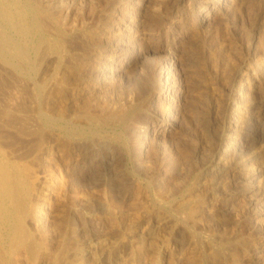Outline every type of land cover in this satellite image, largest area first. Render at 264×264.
Instances as JSON below:
<instances>
[{"label":"rangeland","instance_id":"rangeland-1","mask_svg":"<svg viewBox=\"0 0 264 264\" xmlns=\"http://www.w3.org/2000/svg\"><path fill=\"white\" fill-rule=\"evenodd\" d=\"M50 1L0 0V164L25 207L45 197L51 212L39 228L30 225L31 241L62 251L68 264H95L103 253L117 264H264V177L252 176L264 165L248 161L257 130L264 137V81L259 129L217 111L232 100L234 66L248 81L247 71L260 77L264 0H233L226 10L217 0H145L140 12L136 0L119 9L117 0H84L69 16L60 13L66 0ZM206 8L214 15L200 24ZM127 27L132 38H121ZM163 51L178 62L169 63L170 86L157 97L150 84ZM99 66L107 69L101 76ZM149 123L169 133L146 135ZM221 141L245 144H233L216 168ZM15 224L0 194L7 256ZM88 244L93 260L82 261Z\"/></svg>","mask_w":264,"mask_h":264},{"label":"bare ground","instance_id":"bare-ground-1","mask_svg":"<svg viewBox=\"0 0 264 264\" xmlns=\"http://www.w3.org/2000/svg\"><path fill=\"white\" fill-rule=\"evenodd\" d=\"M46 1V0H45ZM48 2H51L50 0H47ZM67 1V5L64 8L60 9V13L62 15L65 16H69L70 14H72V12H74V8L76 6V4L83 3L84 0H66ZM88 1V0H87ZM119 1L117 4V8L119 9V7L122 6L121 4V0H117ZM128 1V0H127ZM138 1L137 4V9L138 12L143 10V7L145 5V0H136ZM204 1V0H203ZM233 0H217V4L223 8V9H229L231 7V3ZM55 2V1H54ZM53 2V3H54ZM199 2V1H197ZM231 2V3H230ZM58 4V3H57ZM61 4V3H60ZM91 4V3H90ZM121 4V5H120ZM190 4V3H189ZM191 5V4H190ZM201 5V4H200ZM209 5V3H208ZM80 7V6H79ZM77 8V7H76ZM75 8V9H76ZM142 8V9H141ZM220 8V9H221ZM90 9V8H89ZM121 9V8H120ZM141 9V10H140ZM188 9V8H187ZM140 10V11H139ZM246 10V8H245ZM88 11V10H87ZM3 12V11H2ZM57 13V12H56ZM213 11L210 10L209 8H206L202 11H200L198 13V18L200 21V24H206L207 21H209V17L212 15ZM5 14V13H4ZM6 15V14H5ZM4 15V17H5ZM61 15V16H62ZM140 14H138V16L136 17L135 22H133V26L135 27H139L140 26V21H139V16ZM214 15V13H213ZM212 15V16H213ZM109 18V17H108ZM141 19V18H140ZM131 17L129 20V25H131ZM128 22V21H127ZM109 23V22H108ZM13 24V23H12ZM113 25V24H112ZM169 25V24H168ZM109 27V25H108ZM133 28V29H134ZM127 28H124L123 30H119L122 31L120 34L121 38L124 39H129L132 38V34H131V30ZM113 30V29H112ZM114 34V33H113ZM112 34V35H113ZM144 36V35H143ZM130 43V42H129ZM165 45V44H164ZM23 47V46H22ZM150 51L154 52L157 48L150 46ZM162 49V48H161ZM35 50V49H34ZM165 50V49H164ZM148 51V50H147ZM162 51V50H161ZM20 54H24V52L22 51H18ZM27 52V50H26ZM35 52V51H34ZM166 52V51H163ZM159 53V52H158ZM35 55V53H34ZM166 56L160 57L158 58L159 61L157 62L153 73H154V77L152 78L154 81L156 80L155 83H153V86L150 84L152 90L156 93L157 97H159L162 93H164V88H168V86H170V83L168 82V78L167 76L169 75V63H172L173 65L178 62L175 58V56H172L171 53L169 51L166 52L165 54ZM231 55V53H230ZM20 57V56H19ZM28 57V55H27ZM34 57V56H33ZM24 58V57H23ZM35 58V57H34ZM38 58V52H36V59ZM27 59V58H25ZM137 59V58H136ZM135 59V60H136ZM140 59V56H139ZM130 62V64H133L134 61ZM264 61V60H262ZM32 62V61H31ZM53 62V61H52ZM259 64V63H258ZM232 65V64H231ZM121 66V65H120ZM119 66V67H120ZM233 66V65H232ZM260 68V77H254L253 72H249L247 71V77H251L252 79H250L251 81H248L246 78V75L244 74V72L242 70H238V68H236L237 66L233 67V75L234 78H231V87L229 90V93H231V97L232 100L228 103L227 107L224 110V106H217V111L220 112L226 119L227 122L230 124H236L239 123L242 125H247L250 122H253L257 127V129H259L261 126L258 123L257 118L259 117L256 113L257 109V103L258 101L256 100L257 95L259 93V89H260V85L261 82L264 81V63H261L258 65ZM228 67L229 64H227L226 66V70L225 72H228ZM17 68V67H16ZM65 68V67H64ZM98 68H100L97 71V75L101 76L102 74H105L107 69L105 66H99ZM95 69V68H94ZM109 71V70H108ZM121 71V70H120ZM91 72V71H90ZM116 72V71H115ZM118 72V71H117ZM109 73V72H108ZM223 73V72H222ZM225 73V74H226ZM252 73V74H251ZM224 74V78H222V80H226V76ZM230 76V75H229ZM18 78V77H17ZM53 80V79H52ZM58 80V79H57ZM261 81V82H259ZM22 82V81H21ZM152 83V82H151ZM230 86V84H229ZM24 92V91H23ZM169 92V90L167 91ZM247 94V96H249L248 101L244 102L242 100L243 95ZM176 96V95H175ZM48 97V96H47ZM224 97V96H223ZM6 98V97H5ZM245 99V98H244ZM13 100V99H12ZM44 100V99H43ZM164 101V100H163ZM7 102V101H6ZM181 100H178V103H180ZM216 102V101H215ZM10 103V102H9ZM24 103V102H23ZM138 103V102H137ZM3 104V103H2ZM259 104V103H258ZM1 105V104H0ZM261 105V104H260ZM25 107V106H24ZM19 110V109H18ZM24 110V109H23ZM161 110V109H160ZM262 111H264V109H262ZM3 112V111H2ZM260 112V111H259ZM19 119V118H18ZM21 119V118H20ZM23 122V120H22ZM27 122V121H26ZM25 123V122H23ZM238 124V125H239ZM234 126V125H233ZM235 127V126H234ZM230 128V127H229ZM241 128V127H240ZM147 130H144V134L148 135V133L152 132L153 135L154 134H161V135H167V133H169V128L168 126H166L164 123H155V124H148L147 125ZM30 130V129H29ZM233 130V129H232ZM18 131V130H17ZM148 131V132H147ZM230 131V130H229ZM243 131V130H242ZM258 131V137H257V148L254 149V151L252 150L251 155L248 159V161L250 160H254V162H258L261 161L262 165H264V137H261L259 134H261L260 130ZM34 132V129L32 131V133ZM151 134V133H150ZM149 134V135H150ZM262 135H264V132H262ZM20 136V135H19ZM152 136V135H151ZM208 136V135H207ZM159 137V136H158ZM146 138V137H145ZM154 138V137H153ZM229 140V139H228ZM40 141V140H39ZM218 144V148H216V150L214 151V155H213V159H214V164L216 165V168H219L222 164H223V159H226L229 154L231 152H233V144L235 145V150L238 149L240 150L242 148V146L245 144L243 142H235L232 141L231 143H228L227 141H221ZM249 145V144H248ZM244 147V146H243ZM251 147V146H250ZM252 148V147H251ZM32 149V148H30ZM242 150V149H241ZM244 150V148H243ZM250 152V150L248 151ZM1 154V151H0ZM6 156V155H5ZM226 157V158H225ZM7 158V157H6ZM1 159V157H0ZM11 159V158H10ZM14 161V160H13ZM247 161V162H248ZM7 162V161H6ZM5 162V163H6ZM226 162V161H225ZM246 162V161H245ZM8 165V164H7ZM3 165L0 164V194L3 195L5 197V199L9 202L10 206L12 207L14 213H15V219H16V224H15V229H14V237L12 239V243L11 246L9 247V252H8V256L6 253V250L3 251L1 249L0 251V264H68V257L61 251V253H53L48 249H45L44 252L41 251L40 247L38 245H35V243H33L31 241V236H30V225H34L35 227H38L40 225L41 222H43V219L45 218V216H50L51 212L49 209V204H48V198L42 197L39 200H32L33 201V205H31V208L28 209V207H25L24 204L22 203L21 198L18 196V193L15 190L14 184H16L17 182H12L10 175L8 174V172L5 170V168L2 167ZM17 167V166H15ZM224 168V167H223ZM262 169L264 168H260L258 169L257 172H254L252 174V176H256L258 174V177H264V171H262ZM19 170V169H18ZM21 170V169H20ZM216 171V169H215ZM18 172V171H17ZM20 174V173H19ZM14 176V175H13ZM15 178V176H14ZM17 178V177H16ZM29 178V177H28ZM254 179V178H253ZM21 181V180H20ZM19 183V182H18ZM24 183V182H23ZM27 185V184H26ZM34 185V184H33ZM259 185V184H258ZM257 185V186H258ZM17 186V184H16ZM24 186V185H22ZM28 186V185H27ZM261 186L259 185L258 188H260ZM257 188V189H258ZM19 189V188H18ZM21 189V188H20ZM24 189V188H23ZM29 189V188H28ZM264 189V188H262ZM27 190V189H26ZM200 190V189H199ZM21 191V190H20ZM30 192V191H29ZM199 193V192H198ZM23 195V194H21ZM20 195V196H21ZM26 195V194H25ZM24 195V196H25ZM48 197V196H46ZM24 199V197H23ZM186 200V199H185ZM31 201V202H32ZM50 203V202H49ZM86 203V202H85ZM188 203V202H187ZM26 204V203H25ZM30 206V205H29ZM197 206H194V208ZM200 209V207H197ZM191 209V208H189ZM199 209L197 210V212L199 211ZM202 209V208H201ZM208 209V208H207ZM210 209V208H209ZM190 211V210H189ZM195 210H192V214L194 213ZM206 213H204L205 215ZM98 216V215H97ZM202 216V215H201ZM193 217V216H192ZM200 217V216H199ZM205 217V216H204ZM235 217V216H234ZM88 220L91 224H94L95 227L97 228V226L99 225L100 221L97 222V220L95 221V218H91L90 216H88ZM128 220V219H127ZM163 224V223H162ZM157 225V224H156ZM114 226V225H113ZM160 226V224H159ZM189 226V225H188ZM110 227V226H109ZM164 227V226H163ZM34 228V227H33ZM39 228V227H38ZM81 228V227H80ZM36 229V228H35ZM98 230V228H97ZM80 231V230H79ZM102 232V231H101ZM69 233V232H68ZM118 236V235H117ZM43 239V238H42ZM41 240V239H40ZM147 240H149V244L151 245L153 242V234L147 233ZM185 240V239H184ZM260 243V242H259ZM9 245V244H7ZM115 245V244H114ZM154 245V244H153ZM156 245V244H155ZM101 247L104 246L103 244L99 245ZM149 247V246H148ZM153 247V246H151ZM156 248V247H155ZM159 249H157V251H159L160 253V257H167L168 254H170L169 250L167 247H159ZM94 249L95 246L88 244L86 250L83 252V254H81V260L83 261H90L93 260V254H94ZM48 250V251H47ZM67 250V249H66ZM79 250V249H78ZM106 250V248H105ZM64 251V250H63ZM107 251V250H106ZM233 251V250H230ZM69 252V250H68ZM76 252V251H75ZM109 252V251H108ZM111 252V249H110ZM66 253V252H65ZM112 253V252H111ZM154 253V251H153ZM6 254V255H5ZM77 254V253H76ZM79 254V253H78ZM109 254V253H108ZM108 254L104 255L101 254L99 258L95 259V264H117L118 260L113 261V259L111 260L110 258H108ZM123 254V253H122ZM261 254V252H260ZM47 255L52 256V261L50 262L49 259L50 257L47 258ZM131 256V255H130ZM115 257V255H114ZM116 257H118V255H116ZM219 254L217 252L214 253V255L212 256L213 260H217L219 258ZM136 258V257H135ZM194 258V257H193ZM192 258V259H193ZM261 258V256H260ZM58 260L55 262V260ZM75 259V258H74ZM117 259V258H116ZM148 259V258H147ZM76 261V260H74ZM93 261V263H94ZM122 261V260H121ZM79 262V261H78ZM133 262V261H132ZM137 262V261H136ZM143 262V261H142ZM151 262V261H150ZM158 260H153L152 264H158ZM195 262V261H194ZM77 263V262H76ZM126 263V262H125ZM131 263V262H130ZM129 263V264H130ZM80 264H84V263H80ZM87 264V263H86ZM90 264V263H89ZM132 264V263H131Z\"/></svg>","mask_w":264,"mask_h":264}]
</instances>
